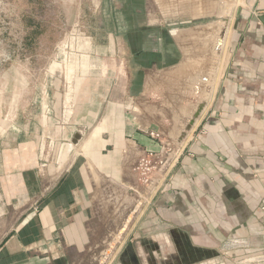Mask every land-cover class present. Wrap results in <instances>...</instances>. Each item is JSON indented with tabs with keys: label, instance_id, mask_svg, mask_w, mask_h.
<instances>
[{
	"label": "crops",
	"instance_id": "obj_1",
	"mask_svg": "<svg viewBox=\"0 0 264 264\" xmlns=\"http://www.w3.org/2000/svg\"><path fill=\"white\" fill-rule=\"evenodd\" d=\"M2 6L0 0V10ZM262 17L264 0H235L210 99L180 144L165 181L106 264H115L120 256L127 264L123 256L128 248L135 256L150 250L156 256L166 253L167 246L175 256L195 248L204 264H264ZM208 26L215 34V19L185 29L161 27L157 47L151 48L148 29L144 31L143 46L153 51L162 48L163 32L171 37L178 59L169 66L178 63L180 70L134 63L119 88L125 99L112 97L114 83L99 120H105V128L87 148L79 147L54 181L40 167L44 153L37 134L28 132L34 122L23 118L31 83L20 89L15 78L24 70L1 71L0 135L12 126L21 132L0 143V264L97 263L104 241L139 199L142 186L134 165L146 150L173 143V115L181 126L200 96L192 94L190 79L207 75L215 35L196 34ZM186 57H201L202 67L185 68ZM155 95L159 102H153ZM139 101L151 109H143L142 119L134 112Z\"/></svg>",
	"mask_w": 264,
	"mask_h": 264
},
{
	"label": "rangeland",
	"instance_id": "obj_2",
	"mask_svg": "<svg viewBox=\"0 0 264 264\" xmlns=\"http://www.w3.org/2000/svg\"><path fill=\"white\" fill-rule=\"evenodd\" d=\"M104 2V0H3V6L0 10V70H24L25 75L19 73L15 78V87L18 86V88L22 89L23 84L28 82L31 83V88L28 86V90L29 88L30 90L25 96L29 101V105L25 108L26 114L23 118H26V120L35 118L40 111L38 100L47 103L48 100L52 98V92L49 86L51 80H53V75L51 74L53 72L52 66L54 62H60L64 59L63 71L67 75L68 69H71L72 65H75L74 61L77 51L81 49L84 52H86V50H93V56L96 57L98 55L99 58H101H96L100 63L103 60L116 63L119 72L115 81L112 97L118 100L125 99L124 92L119 88L121 85L125 84L128 79L127 70L133 68L134 62L130 57L132 48L129 45L130 39L127 34L112 32L108 29L103 13ZM112 4L116 8L122 6L119 0H112ZM201 6L204 7V12L201 11V9H203ZM207 7L208 9H205ZM222 13L223 11L218 9V0H144L143 11L139 17H141L140 20L144 24L142 26L148 28L145 36H147V40H149L148 43L150 46H147L151 48L157 43L155 39L159 37L161 27L166 28L170 25L174 28L185 29L196 23L216 20ZM192 17L197 18L193 19ZM209 28L210 26L203 31L197 32L196 37L203 38L201 36L207 37L208 34L214 37L215 34H212ZM112 43L115 45V58H110L109 56ZM199 49L202 48L200 47ZM210 49L212 53V48ZM187 57L185 58L186 64L184 66H187L185 68L190 69V66L194 68L201 67V57H196L194 59ZM89 62L90 59L85 56L83 65L87 67ZM210 62L211 57L207 60V72L210 68ZM64 65L66 67H64ZM177 65L178 63L173 66H164L162 70H169ZM180 67H176V69L172 70H180ZM74 70L73 68V71ZM73 71L71 73H73ZM162 73L165 74L164 72ZM77 75L79 76L80 73ZM3 81L5 82V79H3ZM43 84L45 85V89L43 88L41 91L39 87ZM17 92L19 93V91L15 92V97L17 96L16 94H18ZM164 99H166V97ZM152 100L153 102H159L160 96L155 95ZM136 103L138 108L136 107V111L134 112L137 113L136 116L142 119L145 112L143 109L150 108L149 106H141L140 101ZM142 103L148 105L146 101H142ZM133 106H135V103ZM181 108L182 107H180V109ZM132 109L131 107L130 111ZM181 110H185L184 107ZM163 115V118H165L168 113ZM105 123V120L102 119L93 128L90 135L81 143L80 148H87L88 144L100 135L105 128ZM172 132L176 133V131ZM146 204L147 200L142 205V208ZM129 212L130 211H128L126 216L122 219V223ZM134 219L129 224V227H131ZM124 235L120 243L116 246V249L123 243L125 239ZM112 238L111 235L106 240H111ZM159 242L162 241L160 240ZM152 245L153 244H151V246ZM165 249L166 253L156 256L152 254L151 250L150 253L142 252L143 262L149 258H155L156 264H168L164 256L167 254L170 256L174 252L171 246H167ZM174 250L176 251L175 248ZM114 252L109 259L113 258ZM175 257H177V255ZM98 261L99 257L97 263ZM122 263L123 260L120 256L115 264ZM208 264L214 263L212 261Z\"/></svg>",
	"mask_w": 264,
	"mask_h": 264
},
{
	"label": "water",
	"instance_id": "obj_3",
	"mask_svg": "<svg viewBox=\"0 0 264 264\" xmlns=\"http://www.w3.org/2000/svg\"><path fill=\"white\" fill-rule=\"evenodd\" d=\"M235 0H218V9L223 13L216 19L217 30L212 46L210 68L206 76L197 74L190 79L193 87L192 94H200L192 112L187 116L181 126L178 124V115L174 114L175 121L174 131L170 136L173 138L171 151L168 152L163 164L153 175V178L147 186L144 187L138 201L133 209L129 212L122 225L112 234L111 240H106L107 246L101 251L97 264H105L111 254L115 251L116 246L120 243L122 236L127 232L129 224L133 221L136 214L141 210L142 205L148 199L164 170L174 158L180 144L187 137L199 115L202 113L208 103L214 78L218 69L221 58L224 40L228 30L232 10ZM264 23V17L260 18ZM86 53V54H85ZM110 58H115V45L112 43L110 48ZM93 50L82 49L77 51L74 66L68 69L66 75L63 71L64 59L60 62H54L53 80L50 82V91L52 98L47 103L39 101L40 111L35 118L32 129L28 132L36 133L39 139L40 152H43V160L40 164L41 169L50 176L54 181L59 174L67 167L79 149L81 143L88 137L89 133L98 124L102 117L105 105L110 95L111 89L117 79L119 68L116 63L110 61L98 62L93 56ZM98 54V53H97ZM90 59L89 65H83L84 57ZM101 59V58H99ZM114 60V59H113ZM100 63V64H99ZM102 65V66H100ZM64 67H66L64 65ZM73 68L75 69L73 71ZM56 69V70H54ZM73 71V73H71ZM71 73V74H70ZM80 73L78 76L77 74ZM70 74V75H69ZM80 80V81H79ZM203 85V90L200 87ZM29 119V121H30ZM21 132L20 126H12L3 135H0V143L11 133L18 134ZM47 150V151H46ZM130 249V259L134 264H142L143 256L134 255ZM164 257L168 264H204L202 254L197 253V249H183V252H177ZM170 258L173 262H169ZM175 258V259H173ZM155 263H157L155 261ZM130 264V263H127Z\"/></svg>",
	"mask_w": 264,
	"mask_h": 264
},
{
	"label": "trees",
	"instance_id": "obj_4",
	"mask_svg": "<svg viewBox=\"0 0 264 264\" xmlns=\"http://www.w3.org/2000/svg\"><path fill=\"white\" fill-rule=\"evenodd\" d=\"M104 18L110 31L127 34L129 45L132 48L134 63L144 67L168 66L178 59L176 48L171 37L162 33V48L157 51L146 49L143 46L145 28L141 25L139 15L143 11L144 0H119L122 6L114 7L112 0H104ZM110 3V4H109Z\"/></svg>",
	"mask_w": 264,
	"mask_h": 264
},
{
	"label": "built area",
	"instance_id": "obj_5",
	"mask_svg": "<svg viewBox=\"0 0 264 264\" xmlns=\"http://www.w3.org/2000/svg\"><path fill=\"white\" fill-rule=\"evenodd\" d=\"M1 71L2 70H0V73H1ZM152 134L154 135L155 133L152 132ZM157 135H159V134L157 133ZM171 146H172V143H167V144H164L162 146L161 150H153V149L146 150V152L142 156H140V158L138 159V161L134 165V170L138 174V181L142 186V189L139 192V196L141 195L144 187L149 184V182L153 178V175L155 174V172L163 164V162L166 158V155L168 154V152L171 151ZM173 159H172V161H173ZM170 163H169V165H170ZM169 165L164 170L162 176L160 177V179L158 180L154 189L150 193V195L148 197L149 200L147 199V203L150 202L151 197L157 191L160 184L165 181V176L167 174V170H168Z\"/></svg>",
	"mask_w": 264,
	"mask_h": 264
},
{
	"label": "flooded vegetation",
	"instance_id": "obj_6",
	"mask_svg": "<svg viewBox=\"0 0 264 264\" xmlns=\"http://www.w3.org/2000/svg\"><path fill=\"white\" fill-rule=\"evenodd\" d=\"M129 253H130V249L128 248V249L126 250V253L124 254L123 258H126L127 261H128V263H130V264H134V261H131V259H130ZM138 264H139V261H138Z\"/></svg>",
	"mask_w": 264,
	"mask_h": 264
},
{
	"label": "bare ground",
	"instance_id": "obj_7",
	"mask_svg": "<svg viewBox=\"0 0 264 264\" xmlns=\"http://www.w3.org/2000/svg\"><path fill=\"white\" fill-rule=\"evenodd\" d=\"M161 3V2H160ZM203 5V4H202ZM164 6V5H163ZM200 8V7H199ZM206 9H208V8H206ZM203 11V10H202ZM199 12V11H198ZM201 12V11H200ZM204 12V11H203ZM206 12V11H205ZM209 12V11H208ZM217 12V11H216ZM218 14V13H217ZM215 25V24H214ZM197 32V31H196ZM208 34V33H207ZM182 36H183V34H181ZM189 35H190V33H189ZM200 35V34H199ZM209 35V34H208ZM211 35V34H210ZM181 37V36H180ZM179 38V37H178ZM191 39V38H190ZM196 39V38H195ZM212 39V38H211ZM196 44V43H195ZM193 47V46H192ZM209 48H211V47H209ZM189 49V48H188ZM187 50V49H186ZM188 53V52H187ZM191 56V55H190ZM194 56H195V54H194ZM206 57V56H205ZM190 58V57H189ZM199 58V57H198ZM198 58H197V60H198ZM194 59V58H193ZM205 60V59H204ZM208 60V59H207ZM185 61V60H184ZM196 63V62H195ZM200 63H201V61H200ZM199 63V64H200ZM184 64V63H183ZM186 64V63H185ZM192 65V64H191ZM197 65V64H196ZM198 66H200V65H198ZM205 66V65H204ZM187 67V66H186ZM189 67V66H188ZM202 67V66H201ZM199 68V67H198ZM181 72V71H180ZM191 72H192V70H191ZM184 98V97H183ZM183 108V107H182ZM179 109V108H178Z\"/></svg>",
	"mask_w": 264,
	"mask_h": 264
}]
</instances>
